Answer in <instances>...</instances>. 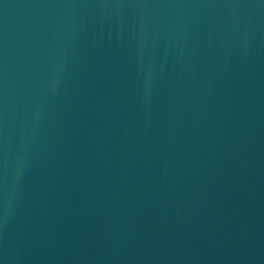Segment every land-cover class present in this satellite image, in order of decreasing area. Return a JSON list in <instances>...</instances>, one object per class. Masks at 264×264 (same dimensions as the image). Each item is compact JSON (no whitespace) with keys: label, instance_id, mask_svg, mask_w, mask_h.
Here are the masks:
<instances>
[{"label":"water","instance_id":"obj_1","mask_svg":"<svg viewBox=\"0 0 264 264\" xmlns=\"http://www.w3.org/2000/svg\"><path fill=\"white\" fill-rule=\"evenodd\" d=\"M0 264H264V0H0Z\"/></svg>","mask_w":264,"mask_h":264}]
</instances>
